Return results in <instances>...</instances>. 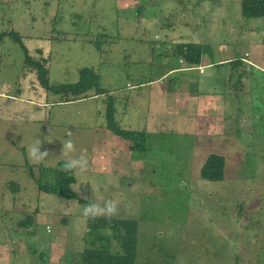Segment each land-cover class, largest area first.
Listing matches in <instances>:
<instances>
[{
    "label": "rangeland",
    "instance_id": "obj_1",
    "mask_svg": "<svg viewBox=\"0 0 264 264\" xmlns=\"http://www.w3.org/2000/svg\"><path fill=\"white\" fill-rule=\"evenodd\" d=\"M241 1L0 0V34L20 33L52 84L95 69L118 125L148 133L131 151L107 128V96L64 103L21 44L0 42V264H83L82 206L110 199L112 218L139 224L136 264H264V18H244ZM178 43L205 45L212 73L185 70ZM69 134L90 162L71 188L83 204L40 192L26 167L54 182ZM36 139L50 153L39 164L26 151ZM211 154L226 159L222 182L200 176Z\"/></svg>",
    "mask_w": 264,
    "mask_h": 264
},
{
    "label": "trees",
    "instance_id": "obj_2",
    "mask_svg": "<svg viewBox=\"0 0 264 264\" xmlns=\"http://www.w3.org/2000/svg\"><path fill=\"white\" fill-rule=\"evenodd\" d=\"M242 15L246 19L264 18V0H242ZM58 32V31H56ZM59 34L64 35L62 31ZM6 38H11L21 44L26 54V65L29 69L36 71L39 85L49 94L60 96L64 103H70L81 99H87L89 94L94 92L95 96H107L105 101V120L109 130L120 139L129 142L131 151L147 150V132L132 131L121 128L116 122V101L115 98L101 85V78L95 69L84 68L80 71L79 81L72 84H52L49 79V69L45 65L46 59L36 61L30 57L28 49L22 42V36L16 31L0 34V42ZM100 53H104L101 40L93 42ZM209 49L199 43H178L175 44L171 52L177 59L183 61L186 68L200 67L202 59L208 54ZM40 52V51H39ZM238 65L240 68L244 64L242 59H233L228 64ZM225 63L221 64L224 65ZM64 162H60L54 168V182H44L40 176H35L34 168L28 162L29 175L37 183L40 192L57 195L69 201H77L80 204L84 200L71 192L70 185L76 183V177L65 174L59 169ZM226 159L219 154H211L200 170L203 180L209 182H222L225 178ZM15 190V188H14ZM34 218L29 217L22 225L34 224ZM112 223V226H110ZM88 238L83 251V264H136L138 251L139 224L136 221L118 220L112 217L87 218ZM46 261V255L41 258ZM41 264V262L39 263ZM49 264V263H46Z\"/></svg>",
    "mask_w": 264,
    "mask_h": 264
},
{
    "label": "clouds",
    "instance_id": "obj_3",
    "mask_svg": "<svg viewBox=\"0 0 264 264\" xmlns=\"http://www.w3.org/2000/svg\"><path fill=\"white\" fill-rule=\"evenodd\" d=\"M47 141V137H45ZM48 142V141H47ZM49 143V142H48ZM62 147L60 149V156L64 158V163L59 169L65 174H70L72 176L80 175L86 173L89 169V160L84 155H73L76 152V146L74 140L69 134V138L61 141ZM28 158L35 163H43L47 160L50 153L47 150L42 151V141L36 139L35 143L29 145L26 149ZM70 187L79 192L80 188H76L72 185ZM87 199V197H85ZM118 199L106 200L103 205L96 202H89L82 206V215L84 218L95 219L97 217H113L118 213Z\"/></svg>",
    "mask_w": 264,
    "mask_h": 264
},
{
    "label": "crops",
    "instance_id": "obj_4",
    "mask_svg": "<svg viewBox=\"0 0 264 264\" xmlns=\"http://www.w3.org/2000/svg\"><path fill=\"white\" fill-rule=\"evenodd\" d=\"M246 61V60H245ZM206 61L204 60V58L202 59V63H201V66L200 67H198L197 69L195 68V67H193V68H186V66H184V69L185 70H187V71H196V72H198L199 70H200V68H201V72L199 71V73H200V75H202V77H203V75H205V74H211L212 73V71H209L208 72V69L210 70V69H212L213 67H214V62H212V61H209L208 60V62L207 63H205ZM218 66H223V65H221V64H223V62L222 61H219L218 63ZM176 69H173L171 72H173V71H175ZM163 79V78H162ZM199 83H200V86H201V84L202 85H206L207 86V84H209L210 83V81H207V80H200L199 81ZM198 93V92H197ZM209 95H211V93H208ZM167 95V94H166ZM147 129V128H146ZM49 227V226H48Z\"/></svg>",
    "mask_w": 264,
    "mask_h": 264
},
{
    "label": "built area",
    "instance_id": "obj_5",
    "mask_svg": "<svg viewBox=\"0 0 264 264\" xmlns=\"http://www.w3.org/2000/svg\"><path fill=\"white\" fill-rule=\"evenodd\" d=\"M48 229H50V227H48Z\"/></svg>",
    "mask_w": 264,
    "mask_h": 264
}]
</instances>
